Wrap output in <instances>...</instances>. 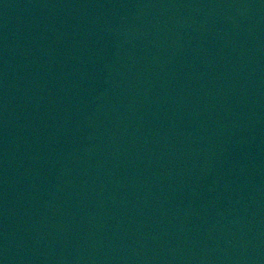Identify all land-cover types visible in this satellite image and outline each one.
<instances>
[{"label": "water", "instance_id": "obj_1", "mask_svg": "<svg viewBox=\"0 0 264 264\" xmlns=\"http://www.w3.org/2000/svg\"><path fill=\"white\" fill-rule=\"evenodd\" d=\"M0 264H264V0H0Z\"/></svg>", "mask_w": 264, "mask_h": 264}]
</instances>
